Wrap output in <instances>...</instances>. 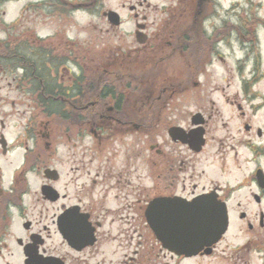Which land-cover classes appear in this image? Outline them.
Here are the masks:
<instances>
[{
    "label": "flooded vegetation",
    "instance_id": "af4514ba",
    "mask_svg": "<svg viewBox=\"0 0 264 264\" xmlns=\"http://www.w3.org/2000/svg\"><path fill=\"white\" fill-rule=\"evenodd\" d=\"M59 1L101 15L129 46L53 45L67 78L52 73L29 95L8 82L34 104L16 136V100L0 86V264H264V36L243 19L207 29L209 0H175L151 19L149 0L123 3L126 17L104 0ZM209 194L230 224L241 200L245 239L193 257L163 248L150 202Z\"/></svg>",
    "mask_w": 264,
    "mask_h": 264
},
{
    "label": "rangeland",
    "instance_id": "374dc122",
    "mask_svg": "<svg viewBox=\"0 0 264 264\" xmlns=\"http://www.w3.org/2000/svg\"><path fill=\"white\" fill-rule=\"evenodd\" d=\"M36 1L37 0H8V2L4 3L2 6H0V43L6 41L8 39V33L7 28H9V23L11 24L14 22V20L19 22L21 21L17 27L15 28L10 27L11 33H19L20 30H26L25 34L20 37V52L22 56H25L27 58L26 61H21L19 59L17 61V70L14 71V73L8 72V73H0V80L1 77L4 78L2 83H0V86H4L5 94L4 96L9 97L10 99L16 100V107L15 111H19V116L15 119V127L13 131V135L16 136L18 132L21 131L22 133V124H24L27 120V117L30 116V113L32 111L33 103L27 99V96L21 92L22 90H18L16 88V83L14 86V91L10 90L12 87L8 86V82H13L14 78H32L31 74L26 73V68H24V63H29L32 69H36V76L37 78L47 79L50 74L54 73L57 75V77L60 79L62 77L67 78V71L62 70L63 67L61 60L58 58L48 59L46 56L43 55V51H40L39 45L32 44L33 47H29V45H25L27 43H32L31 41V32L35 31L37 35L46 37V35L51 34L52 36L56 30L58 29L59 25H62L64 27L63 30L60 31L64 32L68 35L69 40H73V47L71 49L75 48V50L78 49H87L91 48L93 50L94 48H103V47H127V43H129V39L126 38H120L121 35H114L112 33L108 34L107 30H114L112 28V25L109 26V23L104 18H101V15L98 17L91 16L90 14H87L85 11H75L71 13L70 11H65V9H62V4L53 2L51 0H40L42 1L40 4H49L46 6H40L36 7ZM135 3L138 0H104L105 8L104 10L108 9H119L122 8L124 11L122 12V15L124 17L128 16L130 12L128 11V8H123L121 5L123 3L129 4V2ZM152 5L158 6L159 9L154 10L150 9L148 12H146L147 15L151 17L160 15L162 13L163 8H169V6L175 2V0H149ZM211 1V6L208 9L209 13L211 15L215 14V11H219L222 14V19L219 16H214L212 22H207L206 27L207 29H211L210 27L213 25H216L218 22V25H221L220 22H237L240 24V20H248L253 16L251 20L254 18H263L264 19V0H209ZM208 1V2H209ZM33 2L35 6H31V3ZM198 2V0H197ZM30 3L28 6L32 8L31 10H27L25 13V5ZM38 4V5H40ZM236 6L235 10L233 8ZM221 8H223V11H221ZM198 9V7H197ZM226 9H230L228 12ZM239 10V11H238ZM56 13V14H55ZM190 12L188 11L187 14ZM195 13V10H194ZM55 14V15H54ZM227 16L232 17V21L226 19ZM262 19V20H263ZM225 23V22H224ZM254 25L255 31L258 30L260 33L259 35L261 37L264 36V23L258 22L257 20H254L253 23L249 22V25ZM26 28V29H24ZM66 30V31H65ZM24 32V31H23ZM56 45L57 47H66V42L64 38H54L52 46ZM14 47L18 46V43L13 45ZM51 46V47H52ZM1 47V45H0ZM247 48V43L244 44L243 41L238 44H233L230 46L228 50L232 53V51L239 54L241 48ZM253 47V45H251ZM70 48L67 49L69 51ZM221 51L224 53H228V50H226L225 45H220ZM65 50V49H64ZM260 51L264 50L260 49ZM75 53V52H74ZM5 63H8L5 61ZM262 67H264V60L262 62ZM1 69V66H0ZM264 83V82H263ZM39 85V83H38ZM28 85H25V87ZM27 95H29L27 93ZM216 99V97H214ZM191 106L192 110H196L195 104L192 103ZM9 107L4 108V110H8ZM18 121V122H17ZM60 133V132H59ZM23 137V135H21ZM91 141L88 140V143ZM57 167H59V162H57ZM246 171L244 168L243 171L234 172L236 174V177H239L240 175H243V172ZM32 189L33 191L38 190L37 184L32 183ZM241 201L239 198H233L230 201V205L232 207L231 214L233 217L231 228L226 235L225 242L220 246V250L222 248H225L226 244H229L231 246H236L239 244L242 239H245L246 234L245 231L247 228L243 226L238 218V212L239 207L237 205V202ZM243 229V230H242ZM118 251H125L126 247H117ZM118 252V253H119Z\"/></svg>",
    "mask_w": 264,
    "mask_h": 264
},
{
    "label": "water",
    "instance_id": "95a60500",
    "mask_svg": "<svg viewBox=\"0 0 264 264\" xmlns=\"http://www.w3.org/2000/svg\"><path fill=\"white\" fill-rule=\"evenodd\" d=\"M148 221L164 248L177 255L194 256L204 249L211 253V247L228 230L229 214L226 204L216 195L201 196L191 202L156 199L149 206Z\"/></svg>",
    "mask_w": 264,
    "mask_h": 264
},
{
    "label": "trees",
    "instance_id": "16d2710c",
    "mask_svg": "<svg viewBox=\"0 0 264 264\" xmlns=\"http://www.w3.org/2000/svg\"><path fill=\"white\" fill-rule=\"evenodd\" d=\"M0 2H2V0H0ZM10 31H11V30H10ZM8 42L13 43V40L11 39V40H9ZM10 43H6L5 45H6V46H10V45H11ZM26 60H27V59L25 58L24 60H21V61H26ZM23 66H24L26 69H28V70L32 69L29 63H24Z\"/></svg>",
    "mask_w": 264,
    "mask_h": 264
}]
</instances>
